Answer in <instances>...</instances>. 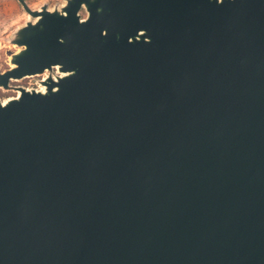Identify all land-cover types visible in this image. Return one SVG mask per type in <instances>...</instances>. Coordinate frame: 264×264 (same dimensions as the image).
<instances>
[{"label":"water","instance_id":"1","mask_svg":"<svg viewBox=\"0 0 264 264\" xmlns=\"http://www.w3.org/2000/svg\"><path fill=\"white\" fill-rule=\"evenodd\" d=\"M17 2L0 264H264V0Z\"/></svg>","mask_w":264,"mask_h":264},{"label":"rangeland","instance_id":"2","mask_svg":"<svg viewBox=\"0 0 264 264\" xmlns=\"http://www.w3.org/2000/svg\"><path fill=\"white\" fill-rule=\"evenodd\" d=\"M28 6L32 10H39L48 5L50 10L61 7L65 4V0H26ZM85 17V14L83 15ZM30 16L24 11L17 0H0V68L5 71L10 68V56L18 51L16 46L10 44V39L14 33L30 21ZM37 78H27L11 83L12 87L26 86L35 83ZM17 94L15 90L0 89V99L15 98Z\"/></svg>","mask_w":264,"mask_h":264},{"label":"built area","instance_id":"3","mask_svg":"<svg viewBox=\"0 0 264 264\" xmlns=\"http://www.w3.org/2000/svg\"><path fill=\"white\" fill-rule=\"evenodd\" d=\"M49 75H51L54 81H57V79L59 77H62L64 74L59 71V67H54L52 73H50L49 71H45V73L41 75L27 77V78H37V81L35 83H30L29 85L20 86V87L24 88L26 91H31V90L44 91L45 87L41 85V82L46 80L49 77ZM16 94H17L16 97H18L20 93L16 91Z\"/></svg>","mask_w":264,"mask_h":264},{"label":"bare ground","instance_id":"4","mask_svg":"<svg viewBox=\"0 0 264 264\" xmlns=\"http://www.w3.org/2000/svg\"><path fill=\"white\" fill-rule=\"evenodd\" d=\"M16 98V97H15ZM12 99V98H11ZM11 99H7V100H5L4 102H6V101H8V100H11Z\"/></svg>","mask_w":264,"mask_h":264},{"label":"flooded vegetation","instance_id":"5","mask_svg":"<svg viewBox=\"0 0 264 264\" xmlns=\"http://www.w3.org/2000/svg\"><path fill=\"white\" fill-rule=\"evenodd\" d=\"M15 93H16V91H15Z\"/></svg>","mask_w":264,"mask_h":264}]
</instances>
